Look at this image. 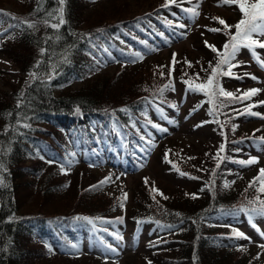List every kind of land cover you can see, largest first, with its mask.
Wrapping results in <instances>:
<instances>
[{
	"label": "trees",
	"instance_id": "1",
	"mask_svg": "<svg viewBox=\"0 0 264 264\" xmlns=\"http://www.w3.org/2000/svg\"><path fill=\"white\" fill-rule=\"evenodd\" d=\"M91 1L24 0V11L0 5V48L7 51L19 47L21 51L9 59L19 73L30 75L24 86H13L0 98V264H61V260L64 264H74L80 260L75 253L79 242L95 239L104 248H116L125 236L122 227L127 226L126 222L131 224L127 231L145 224L163 232L153 242L159 248L149 253L135 251L132 264H261L250 254L241 252L237 256L239 249L244 248L237 240L245 239V235L235 234L241 233L237 222L247 221L255 227L252 220L264 216L251 211L259 207V200H264L256 180L264 163L253 154L264 133L239 135L232 129L229 112L237 107L230 105L233 97H238L235 93L233 97L213 98L206 91L197 90L201 100L212 108L208 110L211 113L199 116L224 140V150L215 149L217 155L213 149L206 150L210 155L207 159L211 160L208 164L199 160V156L186 155L188 168L176 172L180 174L178 171L182 170L183 179L191 180L192 187H184L185 194L176 191V197L167 196L163 189L162 195H155L157 182L154 181L155 186L145 179L141 186L150 193L136 199L131 210L118 208H121L120 197L127 198L124 186L102 192L106 198V201L102 199L105 203L101 202L103 208H92L90 201L80 200L87 191H94L97 183L107 186L97 176L109 165L111 185L117 183L115 178L119 179L122 170L131 174L140 172L142 165L155 156L157 142L168 131V122L176 108L169 93L174 79L178 77L187 87L190 82L193 89L197 84L194 81L198 82L197 74L204 78L211 71L210 64H216L212 53H206L204 60L175 56L172 44L184 27L180 26L179 14L178 18L174 16L178 11L175 7L159 5L127 18L111 15L88 20L81 15L83 5ZM237 13L239 17L232 22L233 26L242 18L239 10ZM80 22L86 23L84 27ZM213 26L220 27V37L211 41V45L203 39L204 44L222 51L231 33L222 26ZM234 31L233 27L231 32ZM165 44L170 52L168 61L156 58L155 70L143 78L132 79L120 73L117 79L102 78L78 90H67L71 83L83 79L107 59L113 58L119 66H125L136 62V51L156 53L164 50ZM245 50L248 51L242 47L238 56ZM196 60L199 62L195 63ZM249 64L243 62L240 66L241 71L245 70L241 73L256 76V80L247 76L241 79L250 87L262 76L249 70L255 68L254 65L249 68ZM217 80L235 86L225 76ZM115 82L117 87L113 86ZM58 89L61 91L57 94ZM251 89L255 88L247 91ZM252 98L243 100L241 106L249 104ZM252 157L257 159L252 164L255 180L242 188H231L226 180L246 172L250 166L238 161ZM158 159L166 163L173 160L164 149ZM46 161L66 170L80 164V174L90 171L95 178L82 179L80 198L73 199L67 209H43L42 201L40 209L22 212L19 193L22 187L31 184L27 177L39 174L40 165ZM58 165L55 168L60 169ZM169 169L172 171L170 166ZM59 184L42 182L37 190L48 197ZM110 193H115L117 198H107L106 194ZM97 258L92 257L86 264H110Z\"/></svg>",
	"mask_w": 264,
	"mask_h": 264
},
{
	"label": "rangeland",
	"instance_id": "2",
	"mask_svg": "<svg viewBox=\"0 0 264 264\" xmlns=\"http://www.w3.org/2000/svg\"><path fill=\"white\" fill-rule=\"evenodd\" d=\"M23 1L24 0H0V5L5 6V8L9 10L15 9L24 11L25 6ZM167 1L168 0H93L91 2H86L83 5L84 10L81 17L87 16L88 20H98L100 16L110 17L111 15H118L115 17L117 19L127 18L140 12L153 10L159 5H163ZM191 2L194 7L193 9L196 10L198 15H192L191 17L185 18L189 22L187 24V31L183 32V34L175 39L172 44V48L175 49L176 52L175 56L180 55V57L184 59H194L198 57L204 60L206 53H212V58L214 57L213 63H217L219 59L218 53L213 52L209 45H211V41H216V38L220 37V34L218 33L219 31H210V29L220 28H215L213 25L222 26L218 23L219 19H223L228 25L233 26L232 22L239 17V14L237 13L238 8L236 5L223 4L221 0H191ZM80 24L81 27H84L86 23L80 22ZM9 34L10 32L6 35L7 38L10 36ZM203 39L208 40L209 45H205ZM164 46V50H156V53L151 52V54L149 53L150 55L147 53L141 54L137 52L139 55L136 54V62L126 64L125 66H119L116 61L107 59L103 65H100L96 70L85 75L82 80H76L75 82L71 83L69 86L71 88L68 87L69 89L67 90H78L83 86L92 85L102 78H107L108 80L112 78L117 79L120 77V73L122 75L125 74V77L130 75L129 78L132 79L143 78L148 74V72L152 73L150 70H155L154 60L156 58H160L159 60L161 61H168L170 52L168 51V47H166V45ZM128 48L133 50L132 47ZM257 49L260 52H263L264 55V50L262 51V49ZM20 51L21 49L17 46H15L12 50L7 51L0 48V98L2 95L10 92L13 86L17 88L24 86L26 80L30 78V75L19 73L14 63L9 59L10 55L18 54ZM237 57L239 58L238 55ZM182 58L180 59V63L183 61ZM250 58V52L245 51L243 53L242 59L235 58L233 63L237 64L244 59L249 60ZM149 61H152L154 66L152 64L146 65L147 67H145V65L142 66L143 63L147 64ZM198 62L199 60L195 61V63ZM252 66V64L248 65L249 68ZM179 67L181 68L182 72H184L182 67ZM241 69L242 67H238L234 69V72L241 71ZM177 70L179 71V69ZM246 70L248 69L246 68ZM249 70H252V72L255 70L262 76V78L257 81L256 85L253 84L249 87L245 86L241 80L230 79L233 84H235V86L222 82L224 85L219 83L220 87H222L225 92H231L232 94L235 93V95L237 94L238 97H241V93L247 91V89L251 87L257 89V86H259L260 91L256 96H254L255 99L252 98V100H264V72L258 70L256 65L255 68H251ZM208 75L209 74L204 75V78H202V76L199 77L198 82L194 81V83L199 84L204 81L206 82ZM180 81L181 80L178 77L175 78L174 84L171 85L169 90L170 96L175 101L177 110L173 112L171 116L172 121L169 123L167 128L168 131L165 132L166 135L163 136L160 142L156 145L154 150L155 156H152L149 159L147 165L145 164L140 172L138 171L135 174H131L129 172L121 171L117 176L120 180L115 178L117 183L111 185L112 172L110 170L111 166L109 165L106 169L103 168L100 170L99 176H97L98 178L100 177L102 180L107 181V186L97 183L96 189L90 192L87 191L84 194V199L82 200L80 195H78L82 192V190H80L82 179L84 181H89L95 178L91 176L92 173L90 171H86L83 175L80 174V164H77L76 167L66 170L63 168V166L55 164L51 161H46L40 165L39 174L27 177L31 183L29 184L30 188L26 185V188L22 187L19 193V202L22 212H32L40 209L42 201L43 206L45 207L43 209H67L71 206L74 200L78 201L79 198L84 202L87 200L90 201L88 203L92 205V208H103L104 206H101V202L105 203L106 198L102 195V192L113 187L119 189L120 186H124V189H127V198L120 197V193L118 192L121 202V208H118L120 210H131L136 199L140 198L141 196L145 197L148 195V192L150 193L146 187L141 186V184L143 185L142 182L146 181L145 179H148L152 185H155L154 181L157 182L158 188L156 187L157 191L155 192V195L156 193L158 196L162 195L163 189L166 190L167 196H172L173 194V196L176 197V191L181 195L185 194L184 187L190 189L192 187L191 180L189 181L183 179L184 177L180 175L182 170L178 171L180 174L176 172L177 169L188 168V164L186 163L188 162L186 155L199 156V160H202V162L208 164L211 160L207 159V157L210 155H207L208 152L205 151L213 149V153L217 155L215 153L217 150L215 149H220L224 140L215 132L213 126L209 122L203 120L204 117L199 116V114L211 113L208 111H212L209 103H202L200 109H198L197 112L188 114V111L192 109V106L197 105L202 98L200 97L201 94L191 90L183 95L182 91L184 85ZM113 86L117 87L118 82H115ZM60 91L61 90L58 89L56 93L58 94ZM233 104L237 105V107L229 112V117L232 120V129L236 130L237 134L248 135L264 133V122H262L264 121V118H260L259 116L245 115L247 114L246 111L244 114H242L241 105L244 104V101H231L230 105ZM245 105H249L248 102H246ZM225 111L226 113L228 112L227 109ZM256 112L264 115V107L257 109ZM161 143H164L162 147H160ZM162 149L165 150V154L172 157L173 160L171 162L166 163L159 161L158 155L161 153ZM253 154L256 155L257 159H260L261 163H264V144L260 143L257 147H255L253 149ZM56 165H58L60 169L55 168ZM257 165L260 164H256V166ZM169 166L172 171L169 169ZM247 168L248 169L246 172L239 173L232 177L230 176L226 180L231 188H242L248 181L255 180L256 174L254 166L250 165ZM235 176H237L235 180L236 182L233 180V177ZM123 177H125V179H123ZM23 181H26V179L23 178ZM53 181H58V183H60L56 188L57 193L55 192L47 197L46 195H43L39 189L37 190V185L41 184L42 182L50 183ZM63 182L64 184H61ZM84 191L86 190H83V192ZM106 196L107 198H117L115 193L106 194ZM102 199L105 201H102ZM44 201L46 202L44 203ZM257 222H260L262 227L261 229L264 231V218L258 217ZM237 224L239 230L245 232L249 236L248 238L237 240L244 246V248L239 247L240 251L237 252V256H241V252L250 254L256 257L257 261H260L261 264H264V236L262 238L258 232L252 230L245 222H239ZM126 225L127 226L122 227L123 231L125 232V239H122V241L119 243L117 250L102 248L95 242L91 244L87 241H82L79 247L80 249L76 253L79 255L78 259L80 260L74 264H86L89 262V260H91L92 257H99L96 259L97 261H99L101 258L105 259L104 262L110 264H132L135 250L149 253L152 250L159 248L152 247L153 249H151L150 247L153 245V242H155L152 239L157 238L156 240H159V237L163 234L160 229L152 228L151 226L144 224L143 226L138 227L135 232L131 233V231H127L131 224L126 222ZM95 254L98 255L96 256ZM149 255L154 256V254ZM147 256L145 255V257ZM60 263L64 264L65 262L61 260Z\"/></svg>",
	"mask_w": 264,
	"mask_h": 264
},
{
	"label": "snow or ice",
	"instance_id": "3",
	"mask_svg": "<svg viewBox=\"0 0 264 264\" xmlns=\"http://www.w3.org/2000/svg\"><path fill=\"white\" fill-rule=\"evenodd\" d=\"M62 2L63 0H61V3ZM175 2L176 0H168V3H166L164 7H168L169 4ZM221 2L223 4L236 5L240 13L242 14V18L234 26L228 25L223 19L218 20V23L222 25L225 30H228L231 33L230 38L223 45L222 51L216 49L214 46H209L212 48L213 52L218 53L219 59L214 66L210 64L211 71L207 76L206 82L196 84L195 88L192 89L194 91H206V93L213 98L218 96L233 97V94L231 92H225L219 86L217 77L232 75L231 69L237 66L233 63V61L235 60L237 53L242 47L252 50V55L258 60L259 57L256 56L255 49L258 47L259 49L264 50V39H262L264 38V0H221ZM186 11L190 12L193 16L198 15V13L194 9H186ZM60 23H63L62 19ZM29 26L33 27L34 25ZM53 27H57V25H53ZM181 27H183V25ZM233 27L235 29L234 33L231 32ZM210 31H220V29H210ZM173 62L175 63V60ZM189 66L191 65L189 64ZM261 66L264 67V62H261ZM197 79H199L198 74ZM252 79H255V77H252ZM188 83L189 87L192 88L191 83ZM259 91V89H251L245 92L242 97H233V99H238L241 101L247 100L256 96ZM214 110L215 100L213 99V111ZM246 112L248 115L259 116L260 118H264V115L258 112L250 111L247 109ZM260 140L261 142H264V137H261ZM220 150H224V145H221ZM238 163L242 165H252L257 163V159L255 157H252L248 160H240L238 161ZM217 166L219 167V164ZM256 180L259 181L261 185L259 191L264 193V169H260ZM106 182L107 181H103L101 183L103 184ZM225 187H228V185L226 184ZM241 211H248V209H241ZM251 211L260 215H264V200H259V207L253 208L251 209ZM235 235L237 237H243L244 234L237 232Z\"/></svg>",
	"mask_w": 264,
	"mask_h": 264
}]
</instances>
